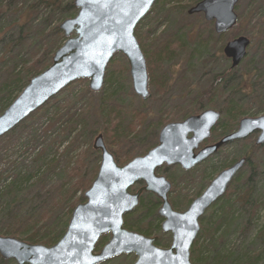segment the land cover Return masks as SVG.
<instances>
[{"label":"rangeland","instance_id":"obj_1","mask_svg":"<svg viewBox=\"0 0 264 264\" xmlns=\"http://www.w3.org/2000/svg\"><path fill=\"white\" fill-rule=\"evenodd\" d=\"M165 1L167 0H158L151 12L136 27L139 28L141 34L140 40L138 39L141 48L143 51L147 50L150 53L153 51L152 44L155 43V40H160L159 42L162 41L161 43H163L166 38L176 32H180V36L185 38L187 48L178 51L174 59L168 62L169 67L166 65L167 68L161 74L162 77L158 74L156 77V82L160 83L158 87L151 84V78L149 77L151 98L143 100L133 91L129 64L122 54L115 56L118 60L111 68V70H114V74H124L125 78L119 84L121 93L118 101L125 105L127 109L131 107L124 113L127 121L128 119L132 121L133 116L135 117L133 123L136 131L134 132L143 127L146 133L144 134L145 142L149 143L156 139L157 144L160 129L164 124L181 121L183 120L181 117L188 113L195 115L202 112H194L198 105L206 104V101L199 99V94L212 86L213 78L217 77L225 78L228 84L233 85L231 87L235 89L238 86L242 90L245 89L238 91L235 98H233L234 102L237 103L233 102V104L238 108V111L245 112L246 115L243 117H255L257 112H262L264 109V0H240L236 7L239 23L223 34L215 33L214 22L205 20L202 13L192 15L188 13L190 6H192V4L187 5L190 0L184 2L185 5L182 4L180 10L165 5ZM37 4L38 0H17L13 7L14 12L7 19L2 20V25H6L13 19L16 20L17 11H23L27 7L36 6ZM251 8H256L257 11L251 14ZM69 14L71 15V13ZM76 14L71 17L76 16ZM62 15L64 16V12L63 14H60V12L55 13L46 6L36 8L35 15L28 23V29L33 36L39 30L45 28L46 31H51L54 25L61 24L63 21L60 20L63 17ZM19 27L17 25L12 26L9 36L0 35V61L5 58L4 47L7 45L6 43L11 42L17 46L16 39L18 38ZM209 35L212 37L211 48L208 51L198 53L195 47L196 40L206 39ZM240 35L249 37L251 40L248 53L240 65L229 69L231 63L225 58L223 48L229 40ZM13 45L6 48L14 49ZM144 54H146L145 51ZM9 59L7 58V60ZM124 62L127 63L128 67ZM171 69L174 70V73L171 72ZM249 72H253L251 80L247 75ZM162 83L165 86L161 87ZM106 88L107 84H104L100 91H91L89 79L77 80L71 83L44 106L40 107L37 114L23 124L14 133V136L5 138L0 142V178L2 176L7 177L6 180L1 182L0 190L7 182L15 180L18 176L20 177V185L16 186V190L13 189L8 193H3L5 198L2 197L0 200V203H3L0 204V209L5 205L3 201H8V198L13 195L12 193L16 191L15 208L23 214L25 212L27 214L33 213L37 219H46L52 217L55 210L54 218L56 216L60 217V221L67 218L69 223L76 205L86 201L84 193L90 188L96 177H93L94 179L92 178L90 181L89 178L93 176L97 165H100L101 153L93 148V144L95 138L100 133L103 134L101 129L104 122L100 102ZM257 92L261 94L259 95ZM20 93L18 91V96ZM228 95L226 94L225 98H231ZM111 105L113 104L107 103L105 105L107 107L105 115L107 116L110 113L109 108ZM208 108L220 111L212 106L206 107V109ZM138 110L141 115L137 116ZM239 120L240 118L237 122H234L227 117L220 119L223 124L229 126L231 131L237 129ZM223 135L216 129L206 142L217 141ZM246 140H250V142H245ZM255 140L256 135H252L246 139L228 144L211 156L209 160L190 171L183 170L179 165L160 169L158 174L165 175L172 181L170 200L174 209L184 211L194 198L202 194L223 168L245 157L244 154L246 153L252 154L255 161H260L264 165V149L253 148L252 142L255 143ZM98 156H100L99 161ZM76 157L80 162L77 164L79 171L76 179L75 175L73 176L74 180L71 177L73 174L72 168L76 166ZM70 181L73 188L77 187L79 183L80 189L78 191L76 187L71 189L69 187ZM88 181L90 185L85 188L84 183L86 184ZM258 182L259 190H257L255 198L259 210L251 214L248 226L245 223L246 220L242 222V218L239 222H235L228 239V249L231 251L255 248L257 236L264 231L263 174L259 177ZM139 185L140 183L134 185L130 188V191L131 189H137ZM230 185L226 193L233 189V185ZM64 190L67 192H65L63 199L61 194L64 193ZM155 197L152 196L153 199ZM82 198L85 200L82 201ZM152 198L146 197L145 201L153 203ZM56 204L62 205L57 207ZM159 207L160 204L158 209ZM211 211L212 208L207 210L205 216L207 217ZM132 213L130 212L125 216L127 228L128 224H132L131 229L141 233L134 227L136 224H140L146 229L151 224V228H154L151 236L158 237L159 246L168 248L171 245V233H164L161 229L156 231L158 227L155 228L156 220H154V217L143 222L140 220L142 213ZM53 223L52 220L49 221V224H47V226L49 225L48 230L54 229L51 225ZM54 227L58 229L56 224ZM40 233L44 232L41 231ZM109 238V234L102 236L95 251L99 252ZM202 242H204L203 239ZM201 245L203 244L201 243ZM136 259L134 253L130 255L123 254L101 264H133ZM14 263L17 264L15 261ZM260 264H264V251Z\"/></svg>","mask_w":264,"mask_h":264},{"label":"water","instance_id":"obj_2","mask_svg":"<svg viewBox=\"0 0 264 264\" xmlns=\"http://www.w3.org/2000/svg\"><path fill=\"white\" fill-rule=\"evenodd\" d=\"M157 1L74 0L76 16L59 25L66 41L54 52L52 64L33 77L0 115V138L77 80L89 79L90 90L100 91L107 67L116 54H122L129 64L135 94L147 100L151 96L148 65L135 29ZM239 1L200 0L188 13H202L205 20L214 22L215 32L223 34L237 24ZM250 43L249 37L240 35L225 44L223 53L231 59L232 68L247 56ZM221 117V112L208 108L184 120L166 123L153 148L123 165L117 162L100 133L93 144L101 153L98 174L84 193L86 201L74 208L61 238L47 246L0 235V257L17 264H101L134 253L137 259L133 264H193L191 251L201 231L202 217L226 193L247 158L242 157L221 170L184 211L174 209L169 199L172 182L157 172L164 165L191 170L222 147L252 135H256L257 146L264 145L262 114L241 118L237 129L201 148ZM139 182L144 185L132 193L130 188ZM144 192L161 200L158 209L163 219L161 230L172 235L168 248L156 245L157 236L124 226L125 215L139 206ZM106 234H110L109 240L96 252L100 238Z\"/></svg>","mask_w":264,"mask_h":264},{"label":"trees","instance_id":"obj_3","mask_svg":"<svg viewBox=\"0 0 264 264\" xmlns=\"http://www.w3.org/2000/svg\"><path fill=\"white\" fill-rule=\"evenodd\" d=\"M16 1L17 0H0V35L2 34L6 36L11 32L12 26H20L18 38L16 39L17 46L13 45L10 41V43H6L7 45L4 47L5 58L4 60L0 61V115L18 97V91L22 92V90L33 77L43 72L52 64L54 52L66 41V37L59 29L60 23L54 25L53 28H51V31H46L45 28L44 30H39L35 36L30 33V30L28 29V23L31 21L32 16L35 15L36 8L46 6L55 13L60 12V14H63L64 12V16L62 15L63 17H61L60 20L71 18V16L77 13V9L74 6V0H38V6H29L23 11H17L16 20L13 19L11 22H8L3 26L2 20L5 18L7 19V17L14 12L13 7ZM187 1L188 0H167L165 1V5H170L173 7V9L180 10L181 5ZM199 1L200 0H190L187 2V5L192 4L193 6ZM255 11H257L256 8H251L250 13L252 14ZM69 13H71V15ZM135 32L138 39L140 40L141 34L139 28H136ZM260 32L261 30L259 33ZM210 35L206 39L196 40L195 47L198 53L202 51H208L209 48H211L212 37ZM159 41L160 40H155V43L152 44V52L148 53L147 50H144L146 53L145 56L150 74L149 77L151 78L152 82L151 84H154L155 87H158L160 84L156 82V77L158 74L160 77H162L161 74L165 72L167 68L166 65L169 67L168 62L174 59V56L178 51L181 49L185 50V48H187L185 44V38L180 36V32L172 34L166 38L163 43H161L162 41ZM10 45H13L14 49L6 48ZM115 56L110 61V64L107 68L105 77V84H107V88L100 102L103 116L102 119L104 122V124L102 123L103 128L101 131L103 132L104 140L109 150L114 154L117 162L119 164H125L134 156L143 155L153 148L156 145V139L146 143L144 137V134L146 133L143 127V129L140 128L139 131L134 132L136 131L134 126L135 124L133 123L135 121V117L133 116L132 121H130V119L127 121L125 118L124 112H126L131 107H128L127 109L125 108V105L118 101L121 93L119 84L125 77L123 76L124 74L117 75L113 73L114 70H111L113 65L118 60L115 58ZM7 58L10 59L7 60ZM124 63L126 67H128L127 63ZM229 69H231V64ZM171 72L174 73V70L171 69ZM247 75L250 77V80L253 78V72H249ZM163 83L161 87L165 86ZM231 86L233 85H229L225 78H213L212 86H209V88L199 94V99L206 101V104L202 103L198 105L194 112L199 113L203 111V109H206V107L212 106L220 110L219 112H221L222 117H227L234 122H237L239 118H243V116L246 114L244 111H238V108L235 106L237 103L236 101L234 102L233 98H235V95L238 91H243L245 89L242 90L239 86V88L237 87L235 89ZM228 93H230V95H228ZM226 94L231 97L232 100L231 98H225ZM260 94L261 93H259V95ZM233 102L235 104H233ZM107 103L113 104L109 108L110 113L108 116L105 115V110L107 109L105 105H107ZM38 110L33 112L13 130L1 137L0 142L5 138L14 136V133H16L23 124L27 123L30 118L35 116ZM190 114L193 113L185 114L181 117V119H185ZM262 114H264V109L262 112L259 111L255 115L259 116ZM136 115H141L139 110ZM216 129L218 132H221L224 135L232 132L229 126L223 124L221 121H219L218 126L214 128L213 132H215ZM245 142H250V140H246ZM252 144L253 148H258L261 150L264 149V145L257 146L254 142H252ZM244 156L247 158V163L244 169H242L237 175L234 182L230 185H233V189L223 195L217 202H215L210 207L212 208L211 213L207 217L204 215L201 219V231L191 252L193 264H260L262 253L264 251V231L257 236L255 248H252L251 250L243 249L239 251H231L228 249V239L235 222H239L242 218V222L246 220L245 223L248 226L251 220L249 218L251 214L259 210L255 194L257 193V190H259V177L262 174L264 175V165L260 161H255L254 156L250 153H246ZM99 159L100 156H98V161ZM79 162L80 161L77 158L76 166H73L72 168L73 174L71 178L73 179V176L75 175L76 179V175L78 174L79 168L77 164ZM99 167L100 165H97V169H95V172L93 176L89 178V181L93 177L95 178L97 176ZM19 178L20 177L18 176L15 180L9 181L2 186L0 190V200L2 197L5 198V193H8L13 189L16 190V186L20 185ZM6 179L7 177L2 176L0 178V185L1 182ZM89 181L86 184L84 183L85 188L90 185ZM73 183L75 182L73 181ZM71 185L72 183L70 181L69 187L71 189L76 187L75 186L73 188ZM79 187L80 185L78 183L76 187L77 191L80 189ZM65 192L67 191L64 190V193L61 194V198L63 199L65 197ZM12 194L13 195L8 198V201H3L5 205L0 209V235L18 237L19 239L31 244H44L47 246L55 244L66 230V225L68 223L67 218L64 219V221H60V217L57 216L54 218L53 216L56 213L55 210L52 214L53 216L46 219H37L33 213L27 214L25 212V214H23V212L15 208L16 203L14 202L16 201V191H14ZM146 197L152 198L151 195H147ZM145 199L146 198L142 199L141 204H139V206L136 208L135 214L142 213L140 220L143 222L148 218L154 217V220H156L155 228L158 227L156 228V231L157 229L160 231L162 219L157 214L159 201L152 198L153 203H149V201L146 202ZM84 200L85 199L82 198V201ZM56 205L57 207H61L62 204ZM50 220L54 222V225L56 224L58 226V229L55 228L53 224L51 225L54 229H47L49 227L47 224H49ZM131 225L132 224H128V228L131 229ZM125 226H127L126 223ZM134 227H136V229L142 234L147 236L151 235L154 231V228H151V224H149V228L147 227V229L140 226V224H136ZM41 231L44 233H40ZM202 239L205 243L202 242ZM201 243L203 245H201ZM204 246L205 248H203ZM0 264L15 263L13 260L7 261L0 258Z\"/></svg>","mask_w":264,"mask_h":264},{"label":"flooded vegetation","instance_id":"obj_4","mask_svg":"<svg viewBox=\"0 0 264 264\" xmlns=\"http://www.w3.org/2000/svg\"><path fill=\"white\" fill-rule=\"evenodd\" d=\"M236 7H237V6H236ZM238 17H239V15H238ZM214 32H215V30H214ZM215 33H216V32H215ZM235 38H236V37H235ZM231 40H232V39H231ZM229 41H230V40H229ZM224 56H225V55H224ZM225 58H226L227 60H229L230 63H231V59L227 58L226 56H225ZM231 68H232V67H231ZM149 88H150V80H149ZM149 98H150V97H149ZM149 98H148V99H149ZM183 120H184V119H183ZM213 131H214V129H213ZM213 131H212V133H213ZM158 136H159V135H158ZM211 136H212V135H211ZM210 138H211V137H210ZM207 140H208V139H207ZM207 140H205V141L202 143L201 148H202V147H205L206 145H210V144H213V143H215V142L218 141V140H217V141H213V142H211V143H210V142L207 143V142H206ZM209 158H210V157H209ZM209 158L206 159L205 161L209 160ZM205 161H203L202 163H204ZM202 163H201V164H202ZM199 165H200V164H199ZM199 165H197V166H199ZM171 166H175V165H171ZM179 166H180V165H179ZM164 167L167 168V167H170V166L164 165V166L161 167L160 169H162V168H164ZM180 167H181V166H180ZM181 168H182V167H181ZM194 168H195V167H194ZM194 168H193V169H194ZM160 169H159V170H160ZM182 169H183V168H182ZM159 170H158V171H159ZM183 170H184V169H183ZM191 170H192V169H191ZM185 171H190V170H185ZM157 173H158V172H157ZM167 178H168V177H167ZM168 179H169V178H168ZM169 180H170V179H169ZM170 181H171V180H170ZM171 182H172V181H171ZM139 183H140V185H139V187H138L137 189H135V190H134V189H131V192H132V193L138 191V190L144 185L143 182H139ZM139 183H137V184H139ZM135 185H136V184H135ZM172 185H173V184H172ZM132 187H133V186H132ZM132 187H131V188H132ZM170 194H171V193H170ZM147 195H151V196H153V198H154V196H156V195H154V194L144 192V193L142 194L141 198H140V203H139V204H141L142 199H143V198H146ZM156 197H157V196H156ZM156 197H155V199H157V200L159 201V204L161 205V200H160L158 197H157V198H156ZM169 199H170V195H169ZM170 202H171V200H170ZM150 203H151V202H150ZM171 204H172V202H171ZM132 212H133V213H132ZM132 212H131L132 214H135L136 209H135L134 211H132ZM157 214H158V211H157ZM158 216H159V215H158ZM159 217H160V216H159ZM162 221H163V219H162ZM161 224H162V222H161ZM125 227H126V226H125ZM160 229H161V228H160ZM131 231H133V230L131 229ZM161 231H162V230H161ZM109 235H110V234H109ZM148 236H151V235H148ZM156 243H157L156 245L159 246L158 241H157ZM159 247H160V246H159ZM168 247H169V246H168Z\"/></svg>","mask_w":264,"mask_h":264}]
</instances>
